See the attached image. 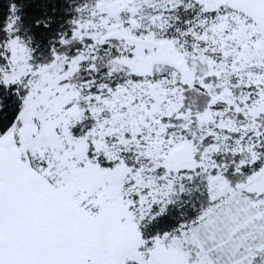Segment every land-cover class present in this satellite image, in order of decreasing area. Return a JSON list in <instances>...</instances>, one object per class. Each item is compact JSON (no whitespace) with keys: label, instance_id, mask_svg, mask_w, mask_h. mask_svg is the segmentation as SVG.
<instances>
[{"label":"snow or ice","instance_id":"obj_1","mask_svg":"<svg viewBox=\"0 0 264 264\" xmlns=\"http://www.w3.org/2000/svg\"><path fill=\"white\" fill-rule=\"evenodd\" d=\"M0 264H264V0H0Z\"/></svg>","mask_w":264,"mask_h":264}]
</instances>
